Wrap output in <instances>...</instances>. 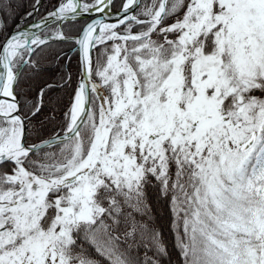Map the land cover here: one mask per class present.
Segmentation results:
<instances>
[{"label": "snow or ice", "instance_id": "obj_1", "mask_svg": "<svg viewBox=\"0 0 264 264\" xmlns=\"http://www.w3.org/2000/svg\"><path fill=\"white\" fill-rule=\"evenodd\" d=\"M16 14L0 0V264H172L157 204L182 264H264V0ZM56 42L74 86L33 59Z\"/></svg>", "mask_w": 264, "mask_h": 264}, {"label": "trees", "instance_id": "obj_2", "mask_svg": "<svg viewBox=\"0 0 264 264\" xmlns=\"http://www.w3.org/2000/svg\"><path fill=\"white\" fill-rule=\"evenodd\" d=\"M33 2L34 0H14V7L16 9L17 14L14 20L11 19V17L7 19V32H10L13 28L17 26L18 20L25 18V13L31 11V6ZM146 2H149V0H142L141 4H144ZM56 4L57 0H42L39 9V15L34 16L32 19L25 20L24 22L20 23L19 26L26 25L32 22V20L39 19L40 16H43L47 12H50ZM116 4L117 6L119 5V0H116ZM137 11H139V9ZM85 23L86 20H79L74 23L66 22L64 24L65 34L69 36H75L79 32L80 26ZM4 35L5 33H0V41L4 39ZM73 47L74 44L71 42H56L50 44L48 48L45 49L40 55L33 57V59L39 60L40 66L42 68L48 69V71L43 73L42 75L43 78L46 79L49 83H54L57 85L60 83V70L56 69V63L57 57H62V59L59 60V63L65 65L66 71L72 74V85H75L79 73L77 71L78 55L76 51H72ZM50 95H52L56 99H61L63 105L66 106L70 100L71 89L69 87L58 88L55 92L50 93ZM156 211L160 217L159 223L162 227L163 235L168 241L170 251L172 252L171 262L172 264H182V261L178 257L175 250L171 249L172 235L168 230L169 218L166 214V211L159 204L156 205ZM165 264H167V261L165 262Z\"/></svg>", "mask_w": 264, "mask_h": 264}, {"label": "water", "instance_id": "obj_3", "mask_svg": "<svg viewBox=\"0 0 264 264\" xmlns=\"http://www.w3.org/2000/svg\"><path fill=\"white\" fill-rule=\"evenodd\" d=\"M41 2H42V0H41ZM141 2H142V0H141ZM114 11H115V9H113ZM92 17L91 16H86V17H83V18H81V19H79V20H86V22H88L90 19H91ZM26 20V18H22V19H20V20H18V22H17V24H20V23H22V22H24ZM79 20H77V21H79ZM30 23H32V22H30ZM30 23H28V24H30ZM66 23V22H65ZM27 25V24H26ZM26 25H23V26H21V27H24V26H26ZM14 29V28H13ZM12 29V30H13ZM11 30V31H12ZM10 31V32H11ZM72 51H76V49H75V46L72 48ZM77 52V51H76ZM78 55V54H77Z\"/></svg>", "mask_w": 264, "mask_h": 264}, {"label": "rangeland", "instance_id": "obj_4", "mask_svg": "<svg viewBox=\"0 0 264 264\" xmlns=\"http://www.w3.org/2000/svg\"><path fill=\"white\" fill-rule=\"evenodd\" d=\"M78 77H79V74H78Z\"/></svg>", "mask_w": 264, "mask_h": 264}]
</instances>
